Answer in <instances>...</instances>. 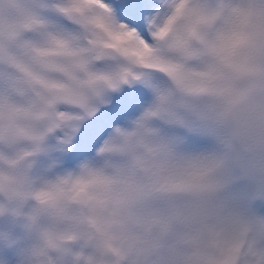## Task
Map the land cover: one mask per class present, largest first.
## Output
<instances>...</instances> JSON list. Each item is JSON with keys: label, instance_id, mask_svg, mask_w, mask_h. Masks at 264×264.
Instances as JSON below:
<instances>
[{"label": "rangeland", "instance_id": "374dc122", "mask_svg": "<svg viewBox=\"0 0 264 264\" xmlns=\"http://www.w3.org/2000/svg\"><path fill=\"white\" fill-rule=\"evenodd\" d=\"M122 1L110 12L133 33L122 25L113 28L116 20L105 24L99 20L105 0H0V68L5 69L2 62L14 64V55L28 59L41 72L57 75L51 72L53 69L62 75L63 65L73 74H85L77 79V90L59 91L52 84L37 90L38 95H45L44 103L52 111L61 105L59 99L64 92L71 93L77 101V108L71 109L79 118L65 128L73 131L75 126L89 127L86 135L81 133L80 141L64 136L69 145L40 134L38 126L21 118L19 129L28 136L23 140L17 142L21 138L18 130L11 133L0 127L1 137L16 139L25 146L37 132L33 141L39 139L41 145L34 156L47 161L30 181V169L17 167L0 142V264H45L44 242L53 237L57 250L49 254L50 264H235L241 259V264H264V130L260 123L264 122V0H164L154 7L152 18L137 16L141 0ZM98 4H103L100 10L95 9ZM52 5L60 9L54 10ZM42 8L46 14L35 11ZM121 11L132 16V21L122 18ZM56 15L78 23L90 15L86 35L92 42L91 54L83 52L76 57L80 52L77 43L32 58L16 49L18 42H22V48H31ZM134 32L143 40L140 50L134 44ZM25 37L28 40H23ZM97 44L110 46L107 60L94 59ZM95 62L108 65L113 72L111 81H102V87L121 91L138 86L134 96H128L126 102L130 104L103 109L93 101V96L100 93L97 82L87 74L88 65ZM76 64L80 71H76ZM147 67L152 73L146 71ZM212 69L219 72L211 75ZM119 75L126 80L124 88L116 84ZM190 75L205 79L197 83L187 78ZM84 80L87 90L82 86ZM218 80L228 88L213 97L209 84ZM65 81L69 86L73 79ZM48 87L55 90L52 101L44 92ZM25 89L21 84V94ZM33 92L30 89L29 95ZM134 97L136 101H130ZM144 99L145 103L136 108L134 103ZM160 114L175 122L166 132L173 140L171 147L154 140L155 134L149 136L141 124L144 115L153 120ZM102 117L105 124L90 127L89 122H99ZM208 117L212 121L208 122ZM167 121L161 122L169 125ZM234 121L240 124L242 135L238 148L231 141ZM122 126L125 130L120 132ZM128 129L134 133L127 135ZM184 131L188 137L182 136ZM182 139L185 142L180 144L177 140ZM199 140L208 141L212 151H204L199 160H194L193 169H205L219 157L218 168L238 177L245 196L243 199L234 192L236 200L248 203L250 197L254 198L248 211L243 213L236 205L222 218L218 238L210 237L216 240L215 251L209 247V240L201 252L190 245L193 218L185 222L189 231L183 236H179L183 224L175 218L176 232L164 230L165 207L178 206L173 202L162 204L149 191L150 182L145 181V175H156L155 155L164 158L177 150L190 151L193 143H189ZM184 160L192 161L189 157ZM171 170L186 180L189 177L184 167ZM36 182L43 186L36 188ZM49 185L53 187L46 189ZM5 227L9 232L1 231ZM178 242L182 250L176 246ZM240 245L244 253L238 249Z\"/></svg>", "mask_w": 264, "mask_h": 264}, {"label": "bare ground", "instance_id": "6f19581e", "mask_svg": "<svg viewBox=\"0 0 264 264\" xmlns=\"http://www.w3.org/2000/svg\"><path fill=\"white\" fill-rule=\"evenodd\" d=\"M163 1L164 0H141V2L138 4L140 9L136 11L137 16L142 18H144L145 16H149L150 18H152V16H154V14H152L154 7L157 8L159 4L158 2ZM103 4L105 10L104 12L102 11L101 16H99V20L103 24H105V22L110 23L112 22V20H116L115 23L112 24L113 28L122 25L124 26V29L128 30V32L133 33L129 25L123 24V22H121L119 19L113 18V14L110 12V9L116 10L117 8H119V6L123 4L122 0L114 2H109L108 0H105ZM103 4L100 6L98 4L95 9L100 10V7L103 6ZM52 8L54 10L60 9L56 8L54 5H52ZM35 11L38 14L47 13L44 8H42V10ZM89 16L82 19V21L78 23L67 21L62 16L56 15V18H54V20L53 18H50L52 22L50 24L48 23V27L47 30L44 32V35L38 39L33 40L31 48H22V42H18L16 44V49L20 50L21 52H23V54L28 55L32 58L34 56L49 55L53 53L55 49H62V47H64L67 43L71 44L72 46L77 43L76 45L78 46V50L80 52L76 55V57H81L83 52L84 55H89L92 53V42L90 39H88L86 35L87 29L90 26V23H88ZM91 16H93V14H91ZM128 16L132 18V16ZM144 22L148 23L147 21ZM156 24H158V22ZM134 33V44L137 49L140 50L144 46L143 40L138 36L136 32ZM23 40L26 41L28 39L25 37ZM230 59L231 56H229L227 59L228 64ZM11 60L14 62V64H7L6 62H2L5 69L0 68V76L2 78L0 79V82L3 83V86H0V127L8 128L11 133H16L18 130V133L20 134L21 138H18L17 142L20 139L23 140L22 138L28 136H26L27 134H23V132H21L19 129V118H21L25 122L30 121V123L38 126L40 134L42 133L43 135H51L54 137V139H58L62 144L64 143L65 145H69V143L66 142L67 138L65 139V137L68 136H71V138H73V140L76 142L79 138L82 140L83 137L81 136V133L85 135L87 134V130L89 129L88 125L83 127L75 126L73 131L65 128L68 123L73 122L75 118H79V114H77L75 110L71 109L69 105L65 102H60L61 105H56L55 111H52V109L48 110L44 103L45 95L43 94V96H40L42 92H40V94L38 95L37 89L43 87L44 85L46 86L52 84L57 87L59 91H63L64 89L77 90V79L85 77V74H73L72 72L65 70V67L63 65H60V67L63 69V74L57 76L52 73H46L37 70L30 64L28 59L18 58L17 56L13 55ZM101 66L102 65H100V63L98 62L91 63L88 65V72L90 74H87V77L94 79L97 82L96 89H98L100 93V96H93V101L100 103L101 108L103 109L113 106H119L120 108L124 104H130V102H126L129 99L128 96H134L138 86H127V88L122 89L121 91L117 90L116 88L110 89V87H102V81H111V79L113 78V72L108 65L102 67ZM146 71L152 73V69L149 67L146 68ZM216 72L219 71L212 69L210 74L213 75ZM31 74L34 75L33 78H30ZM68 77H71L73 79L72 84H70L69 86H67L65 81ZM14 78H16L17 81L14 82ZM187 78L194 80L197 83L201 81L203 82L205 79L200 75H190L187 76ZM223 82L224 81L222 80H218L212 81L209 84V86L213 90V97L223 91L225 87L228 88L226 84H223ZM23 83L26 86V89L24 91V94H21L20 86L21 84L23 85ZM30 89L34 91L32 93V96L29 95ZM128 89L130 90L128 91ZM109 91H116V93H110ZM130 101H136L135 97ZM144 103L145 99L140 101L138 100V102L134 104H136V108H138V106L140 107ZM91 105L92 104L90 103L89 106ZM134 116H136V114H134L133 117ZM104 117L97 120L99 122H89L90 127H93L94 125L101 126L105 124L106 121ZM164 119H166V121L168 119L167 122L170 123L169 125L167 124L168 126L162 123ZM206 120L209 122L211 119L208 117ZM173 123L175 122L166 117L165 114H160L156 116L153 120H151V118L146 115H144L141 119V124L148 131L149 136L151 134H155L154 137H151H153V139L157 140L158 142L167 144L168 147H171L173 145V140L167 136L166 132L171 131L170 126H172L171 124ZM160 124L162 127L159 126ZM108 125H110V123L107 124V127ZM58 129H62L63 132L61 131L62 133H59ZM118 130L121 132L125 130V127ZM131 132L133 131L128 129L126 131V134L129 135ZM185 133V131L184 133L182 132V136L186 137L188 135ZM36 137L37 132L31 135V144L29 146H25L22 142H19V144L16 143V139L10 140L6 137L0 136V142L3 143L4 146H6V155L8 154V156L13 157L14 164L17 167L25 165L27 168L30 169L29 180H35L37 177V175L34 173L36 169H38V167L40 166H46L47 163V161H45L44 159H38L34 156V151L38 150L39 145H41L39 139L36 142L33 141ZM177 141L180 144L185 142V140L183 139ZM189 144L192 145L190 147V151L179 150V152L177 150L176 152L173 150L174 152L171 153V157L166 154L164 158H158L155 155L153 157V160H155V168H157L155 171L156 175L146 176L143 170L142 172L145 175V181H149L151 183H149L150 185L148 184L149 191H152L155 198L161 200L162 204L173 202L172 204L175 203L178 206L165 207L166 212L164 216V230L166 229L169 232L172 231L171 233L173 234L176 232V229L174 227L175 218L178 219V224H183L182 230L180 231L179 235L183 236L189 231V228L184 225L185 222L193 218V226L190 230V245H192L196 250H198V252H201L200 249L205 246L206 240H209V247L212 251H215L217 248V244L215 243L216 240L211 241L212 239L210 240V237L214 236L215 238H218V230L222 222V218L225 216V214H229L231 208L236 205H240V209H242L243 213L248 211V207L253 206L252 204L254 202H251L254 200V198L250 197L248 203H244L241 199L239 202L236 200V195L234 192H236L243 199L245 196L243 195V191L240 188V183L237 182L238 177L234 175H226V169L222 171L220 168H218L217 164L219 157L213 162H211L212 164H209V166L205 169L201 167V170H194V160H199L200 157L203 156L204 151H212L209 148L211 144L209 145V142L205 140H199L198 142L191 141ZM140 146L142 147V144ZM164 152L167 153L168 151ZM186 157H189L192 161H189L190 163H186L184 160ZM180 158L181 162L179 161ZM37 163L41 164L37 166ZM172 167L180 169L184 167L186 170H189V172L187 173V176H189L188 179L186 180L182 174L176 175L171 170ZM56 173H59V171H57ZM68 183L69 182H67V185ZM34 185L36 186V188L43 186L42 184L37 182ZM50 187L53 186L49 185L46 187V189H49ZM1 213L2 209L0 208V215H2ZM229 217L227 218V220L229 223H232V217ZM233 223H235L234 220ZM16 226L18 227L19 223H17ZM155 227L156 229L158 228L157 225ZM18 229L19 228H17V230ZM192 230H195V232H193ZM1 231L3 233L9 232V227L2 228ZM165 243L169 244V241L166 240ZM222 243L223 241H221V244ZM176 246H179V248L182 250V245L180 242H178ZM238 249H241V253H244L242 252L244 251V248L241 245L238 246ZM236 252L239 254L238 251ZM181 255H183V253ZM197 259L198 256L195 255L194 260ZM242 261L243 259L239 260V263H237V260L235 264H241ZM156 264H163V261L159 263L156 262Z\"/></svg>", "mask_w": 264, "mask_h": 264}, {"label": "water", "instance_id": "95a60500", "mask_svg": "<svg viewBox=\"0 0 264 264\" xmlns=\"http://www.w3.org/2000/svg\"><path fill=\"white\" fill-rule=\"evenodd\" d=\"M95 52L96 53H95L94 59L96 61L107 60L109 58V56H110L111 48H110V46L105 45V44H97L95 46ZM55 57H57L58 59H63L64 58V57L58 56V55H56ZM75 69H76V71H80L79 64L75 65ZM51 72H53V73H55L57 75L60 74L59 70H53L52 69ZM116 84L120 88H124L125 87L126 80H125L123 75H119L117 77ZM82 86H83L84 89H86V90L88 89L89 86H88V83L86 82V80L83 81ZM54 91L55 90L52 87H48V88L44 89V92L46 93V95L48 96L50 101H52V98H53V95H54ZM59 102L67 103L70 108H73V109L77 108L76 97H74L71 93L64 92L62 94V97L59 99ZM246 117L247 118L250 117L248 113H246ZM260 123H261L262 129L264 130V122L261 121ZM53 238H51L50 240H46L44 242V248L46 250V254H45L46 263L45 264H50L49 254L55 253L56 250H57V244L52 241Z\"/></svg>", "mask_w": 264, "mask_h": 264}, {"label": "trees", "instance_id": "16d2710c", "mask_svg": "<svg viewBox=\"0 0 264 264\" xmlns=\"http://www.w3.org/2000/svg\"><path fill=\"white\" fill-rule=\"evenodd\" d=\"M233 111H230V117L232 118L233 114H232ZM234 124L233 127H232V130H231V140L234 144V148H238L239 144L241 145L242 143L240 142L241 141V132L239 131V127L237 122H233ZM249 127L252 128V124L250 123L249 124Z\"/></svg>", "mask_w": 264, "mask_h": 264}]
</instances>
